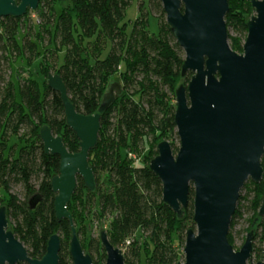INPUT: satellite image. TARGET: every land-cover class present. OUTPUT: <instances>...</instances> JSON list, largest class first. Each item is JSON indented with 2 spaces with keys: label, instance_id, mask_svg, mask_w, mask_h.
<instances>
[{
  "label": "trees",
  "instance_id": "trees-1",
  "mask_svg": "<svg viewBox=\"0 0 264 264\" xmlns=\"http://www.w3.org/2000/svg\"><path fill=\"white\" fill-rule=\"evenodd\" d=\"M133 1L67 0L69 4L63 7L62 0H41L34 11L40 19L37 34L29 25L28 13L22 18L0 19V207L7 208L9 228L34 259L44 258L49 241L57 234L61 238L60 264H73L72 225L68 219L58 220L57 194L52 188L61 159L46 154L41 129L47 126L55 136H62L71 154L81 151L78 137L67 125L61 95L46 81L52 72L48 59L52 53L42 45L48 40L55 55L63 54L56 75L64 81L78 113H99L111 82L116 79L122 85V94L102 115L100 137L89 155L95 189L90 190L78 177L68 206L85 253L93 264H106L100 235L104 231L111 244L123 250L127 264H178L184 260L180 249L185 248L189 230L196 228L195 190L191 188L187 209L178 216L164 202L162 182L150 163L158 156L161 141L169 142L174 153L178 151L175 94L191 81L192 74L182 75L185 53L167 23L162 0H150L147 7L139 4V16L128 24L124 19ZM251 2L229 0L225 17L230 46L239 54L244 52L247 25L254 17ZM150 16L158 21V33L150 30ZM39 59L37 69L45 78L43 84L31 73L24 77L22 68L16 67L20 61L33 68ZM146 152L148 162L140 161L138 157ZM262 161L264 170V156ZM13 185L24 187L25 200L11 193ZM35 196L40 201L33 209L29 202ZM240 196L229 241L235 248L233 231L243 219V202H249L246 238L252 233L250 262L256 264L264 258V217H258L264 201V176L259 184L247 182ZM95 222L103 226L98 238L91 234Z\"/></svg>",
  "mask_w": 264,
  "mask_h": 264
},
{
  "label": "water",
  "instance_id": "water-1",
  "mask_svg": "<svg viewBox=\"0 0 264 264\" xmlns=\"http://www.w3.org/2000/svg\"><path fill=\"white\" fill-rule=\"evenodd\" d=\"M40 2L0 0V19L22 18L38 10ZM251 5L254 17L247 25L244 52L239 54L230 46L226 25L229 0H162L167 23L185 53L182 75L192 74L191 81L175 94L179 150L175 154L169 142L161 141L158 156L150 163L162 182L164 202L178 216L187 209L191 188L195 190L196 228L189 230L184 261L178 264H254L250 262L252 233L238 251L229 241L243 188L249 181L261 183L264 176V0H252ZM47 81L53 92L60 93L67 125L81 147L79 153L71 154L62 136H55L50 127L40 131L46 154L61 159L60 173L52 179L57 194L55 213L59 221L68 219L72 225L73 264H93L81 246L68 206L78 177L90 190L95 189L89 155L100 137L102 115L122 89L114 79L99 113L87 116L77 112L59 75L49 74ZM39 201L35 196L29 205L34 209ZM258 217H264V201ZM9 222L7 208L0 207V264H60L62 248L57 234L49 241L44 258L38 260L16 238ZM100 235L106 264H127L123 250L111 244L106 232ZM256 264H264V258Z\"/></svg>",
  "mask_w": 264,
  "mask_h": 264
},
{
  "label": "rangeland",
  "instance_id": "rangeland-1",
  "mask_svg": "<svg viewBox=\"0 0 264 264\" xmlns=\"http://www.w3.org/2000/svg\"><path fill=\"white\" fill-rule=\"evenodd\" d=\"M149 2H150V0H134L132 5L126 10L127 14H126V17L124 19V22H127L128 24L134 23V20L139 16V10H138L139 4L145 3L146 7H147L149 5ZM67 4H69V2H63L62 5H63V7H66ZM60 10H61V4L58 2L56 4V11L58 14L60 13ZM28 15H29V19H30L29 25L31 27H34V32H35V34H37L39 32V29H40L38 26V24L40 23L39 15L35 14L34 11H29ZM149 21H150L151 32L158 33V21L155 20V18L153 16H150ZM129 27H130L129 29H131V25H129ZM230 34H231V36H235V33L233 31H231ZM23 36H24V33L22 32L21 37L23 38ZM42 47L44 48V50H45V48L51 50L50 53H52V54L48 55V57H49L48 59H49V62L51 63V67H50L52 70L51 74L56 75V70H58L59 66L62 64L63 54L59 52V53H57V55H55V53H54L55 49H54V47L48 45V40L45 41V43L42 45ZM108 52H109V50L107 51V53ZM51 58H54L56 61H53V59H51ZM41 61H42V59L41 60L39 59V62H38V60H36L35 63H33V64H35L33 66V68H30L31 66H28L27 62L22 63L19 61L16 63V67H18L19 69L22 68L20 71L23 73L22 75H24V77H28L31 73L32 76L34 77V79H37L38 81H40L43 84L45 81V78L43 79V76L41 75V70L37 69L38 65L40 64ZM56 62H58V63H57V65L54 66V64ZM24 71H26V72H24ZM13 76L15 77V73H13ZM24 77H22V79ZM47 80H48V78L46 79V81ZM116 95H117V91H116ZM176 142H178L177 146H178V150H179L180 142H179V140H177ZM147 154H148V152H146L143 155H141L140 157H138V158H141L140 161L145 162L146 158H147V156L145 157V155H147ZM146 162H148V161H146ZM11 193L14 194L15 196H17L18 198H20L21 200H25L24 187L22 185H18V186L13 185L11 187ZM242 194L244 196L247 195V194H245V192H243ZM248 200H252V197H248ZM243 206H244L243 219L239 220V222L237 223V225L235 226L234 231H233V235H234L235 240H236L235 249L237 251L240 250L245 243L246 228L248 226L247 220L251 218L250 211H247V206H249V202H246V201L243 202ZM94 224H95L94 229L91 230V234L94 237L98 238L100 236L99 233L101 232V230H103V228H102L103 226L100 223L97 224V222H95ZM104 225H106V224H104ZM131 243H129V244L132 245ZM180 251H182V253H183L184 250L180 249Z\"/></svg>",
  "mask_w": 264,
  "mask_h": 264
}]
</instances>
